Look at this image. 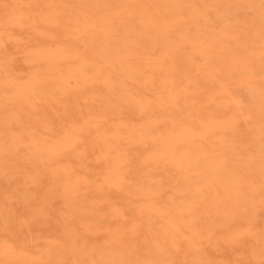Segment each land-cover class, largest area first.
I'll return each instance as SVG.
<instances>
[{
    "label": "bare ground",
    "instance_id": "1",
    "mask_svg": "<svg viewBox=\"0 0 264 264\" xmlns=\"http://www.w3.org/2000/svg\"><path fill=\"white\" fill-rule=\"evenodd\" d=\"M0 264H264V0H0Z\"/></svg>",
    "mask_w": 264,
    "mask_h": 264
}]
</instances>
